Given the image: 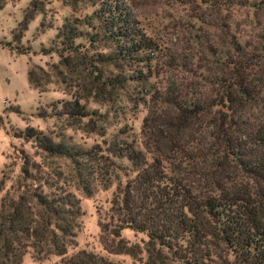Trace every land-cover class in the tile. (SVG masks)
Segmentation results:
<instances>
[{"label":"trees","instance_id":"16d2710c","mask_svg":"<svg viewBox=\"0 0 264 264\" xmlns=\"http://www.w3.org/2000/svg\"><path fill=\"white\" fill-rule=\"evenodd\" d=\"M65 1L89 3L91 13L66 18L55 36L60 47L41 51H54L67 67L84 64L103 86L122 87L136 80L144 93L141 148L113 138L103 141L104 154L98 155L104 159V177L118 168L116 161H126L134 172L118 184L106 220L99 224L104 250L137 252L119 235L126 226L146 236L143 264H167L168 259L176 264H223L222 254L232 257L229 264H264V0L188 1L190 17L200 25L198 34L175 48H165L139 26L134 0ZM4 4L0 0V9ZM30 11L24 12L12 41L4 43L17 53L28 51L18 42ZM81 26L91 32L84 33ZM82 35L88 43L104 38L113 42V57L133 67L132 73L121 71L104 79L102 68L89 62L94 55L74 42ZM28 81L39 87L33 69ZM53 110L91 131L97 128L95 112L79 98ZM22 136L49 157L67 158L76 177L85 165L99 160L95 146L83 149L53 140L32 127ZM23 159L22 171L28 173L30 166L37 175L32 179L42 181L48 191L30 192L38 207L32 225L17 206L1 223L0 238L9 232L15 246L0 264H20L25 247L40 258L62 256L75 244L78 200L58 183L55 172L45 173L36 162ZM58 264L117 263L80 249Z\"/></svg>","mask_w":264,"mask_h":264},{"label":"rangeland","instance_id":"374dc122","mask_svg":"<svg viewBox=\"0 0 264 264\" xmlns=\"http://www.w3.org/2000/svg\"><path fill=\"white\" fill-rule=\"evenodd\" d=\"M188 1L191 0H134L139 26L165 48L179 47L198 34L195 28L200 26L190 17L192 13L187 9ZM30 9L32 17L26 29L20 30L18 42L22 47H28V51L17 53L4 43L12 41V33L17 32L24 12ZM91 10L89 3L69 5L65 0H5L0 9V225L14 206L19 207L26 223L31 222L29 225H32L31 220L36 218L38 207L30 192L34 189L35 192L48 191L46 184L32 179L37 175L30 166L28 173L22 171L23 156L34 164L36 162L43 172L56 173L58 183L75 196L80 210L74 228L75 244L68 246L65 254L36 258L32 249L25 247L20 251V264H58L61 258L80 249L117 264H143L146 258V236L142 232L126 226L118 231L128 245L136 248L135 254L108 253L99 239V224L106 220L110 199L118 184L131 178L134 172L126 161H116L118 168H114L110 175L107 172L104 177V159L98 155L104 154L103 141L109 142L113 138L133 141L136 147L141 148L140 126L146 113L142 101L143 89L136 80H129L122 87L103 86L89 75L84 64L67 67L54 51H41L60 47L55 36L66 18L80 19L90 14ZM81 29L84 33L91 32L86 26H81ZM74 42H81L85 48L83 52L94 55L89 62L102 68L104 79L121 71L132 73L133 67H125L113 57V42L104 38L88 43L86 35ZM99 59L102 61L98 62ZM86 66L90 68L88 63ZM129 68L130 71H127ZM29 69L34 70L39 84L37 88L29 84ZM151 82L155 83V80ZM73 98H79L85 108L95 112L96 129L91 131L82 124L72 123L66 115L53 114V106L60 107L62 102ZM27 127L52 136L53 140L61 138L83 149L95 146L99 160L85 165L80 177H76L67 158L49 157L32 141L23 138L22 132ZM84 185L89 192L83 188ZM10 237L8 232L5 239L0 238V263L6 262V255L9 256L15 246ZM222 257L223 264H229L232 258L228 254H222ZM167 264L176 262L168 259Z\"/></svg>","mask_w":264,"mask_h":264}]
</instances>
